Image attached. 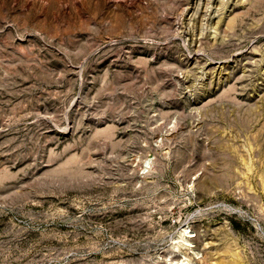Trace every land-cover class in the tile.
<instances>
[{
  "label": "rangeland",
  "instance_id": "1",
  "mask_svg": "<svg viewBox=\"0 0 264 264\" xmlns=\"http://www.w3.org/2000/svg\"><path fill=\"white\" fill-rule=\"evenodd\" d=\"M0 264H264V0H0Z\"/></svg>",
  "mask_w": 264,
  "mask_h": 264
},
{
  "label": "bare ground",
  "instance_id": "2",
  "mask_svg": "<svg viewBox=\"0 0 264 264\" xmlns=\"http://www.w3.org/2000/svg\"><path fill=\"white\" fill-rule=\"evenodd\" d=\"M186 231V230H185Z\"/></svg>",
  "mask_w": 264,
  "mask_h": 264
}]
</instances>
